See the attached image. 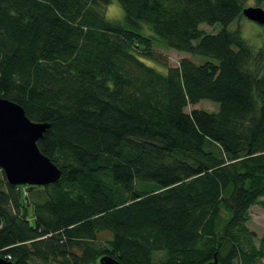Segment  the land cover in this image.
Segmentation results:
<instances>
[{"label": "trees", "instance_id": "trees-1", "mask_svg": "<svg viewBox=\"0 0 264 264\" xmlns=\"http://www.w3.org/2000/svg\"><path fill=\"white\" fill-rule=\"evenodd\" d=\"M248 1L119 0L108 23L110 0H0V98L48 124L37 146L61 170L43 187L1 171V258L264 264V50L228 30ZM155 46L217 63L162 73ZM202 100L218 111L185 112Z\"/></svg>", "mask_w": 264, "mask_h": 264}, {"label": "water", "instance_id": "water-1", "mask_svg": "<svg viewBox=\"0 0 264 264\" xmlns=\"http://www.w3.org/2000/svg\"><path fill=\"white\" fill-rule=\"evenodd\" d=\"M242 15L251 22L264 25V10L246 7ZM48 128L46 123L29 120L17 104L0 98V170L12 186L43 187L56 183L61 177L57 168L38 149L37 142ZM0 264H13L0 257ZM99 264H120L104 256ZM208 264H219L217 259Z\"/></svg>", "mask_w": 264, "mask_h": 264}, {"label": "rangeland", "instance_id": "rangeland-1", "mask_svg": "<svg viewBox=\"0 0 264 264\" xmlns=\"http://www.w3.org/2000/svg\"><path fill=\"white\" fill-rule=\"evenodd\" d=\"M246 7H260L264 10V5L262 6H256L255 0H249L246 4ZM106 10V8H105ZM104 10V13H105ZM124 18V17H123ZM116 21V22H122ZM201 29H203L208 34H215L219 29V25L214 26H207L205 24L200 26ZM229 31H235L238 30L241 36V33L247 34L250 38L257 37L258 35L261 37H264V26L258 25L254 22L249 21L245 17H241L237 20H235L233 23H231L228 26ZM146 34H149L151 36H154L149 30H146ZM157 55L159 56V63L147 59H143V62L150 67L155 68L156 70L165 73L166 67H176L178 66V62L183 58H188L192 62L196 64H203L205 62H212L217 63L216 60L203 57V56H190L188 54L180 53L172 49L155 46ZM164 64V65H162ZM193 109H200L207 112H217L218 111V104L210 102L208 100H202L199 103H197L194 106H188L185 109V112H189ZM2 177L1 170H0V178ZM264 200V198H262ZM250 223H248V227L250 230L255 232L256 234V243L258 244L259 237L262 236L264 233V209H262L260 206H253L250 211ZM101 240H105L104 238H101ZM102 245V242H101ZM264 262V260H263Z\"/></svg>", "mask_w": 264, "mask_h": 264}, {"label": "clouds", "instance_id": "clouds-1", "mask_svg": "<svg viewBox=\"0 0 264 264\" xmlns=\"http://www.w3.org/2000/svg\"><path fill=\"white\" fill-rule=\"evenodd\" d=\"M124 15L125 12L119 0H110L104 13L105 21L108 23L121 21ZM240 39L247 44L253 53L264 50V37L258 35L257 37L250 38L247 34L242 32Z\"/></svg>", "mask_w": 264, "mask_h": 264}, {"label": "built area", "instance_id": "built-area-1", "mask_svg": "<svg viewBox=\"0 0 264 264\" xmlns=\"http://www.w3.org/2000/svg\"><path fill=\"white\" fill-rule=\"evenodd\" d=\"M7 258L9 259L10 257L8 256Z\"/></svg>", "mask_w": 264, "mask_h": 264}]
</instances>
